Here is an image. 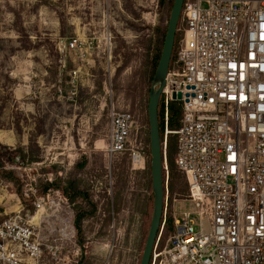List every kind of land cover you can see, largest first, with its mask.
<instances>
[{"label": "rangeland", "instance_id": "rangeland-1", "mask_svg": "<svg viewBox=\"0 0 264 264\" xmlns=\"http://www.w3.org/2000/svg\"><path fill=\"white\" fill-rule=\"evenodd\" d=\"M158 3L0 0V188L8 198L29 189L44 195L50 178L55 189L80 193L73 204L66 198L55 212L46 209L39 229L48 237L66 227L78 245L91 242L79 264L140 263L152 213L146 167L131 169L127 153L107 155V111L134 115L145 145L154 61L170 14ZM72 37L92 43L85 56L60 51ZM175 151L176 141L174 158ZM168 192L175 214L191 210L180 200L186 185L175 165ZM7 207L16 210V199Z\"/></svg>", "mask_w": 264, "mask_h": 264}, {"label": "built area", "instance_id": "built-area-1", "mask_svg": "<svg viewBox=\"0 0 264 264\" xmlns=\"http://www.w3.org/2000/svg\"><path fill=\"white\" fill-rule=\"evenodd\" d=\"M177 32L160 95L164 202L149 264H264V0H183ZM91 46L72 37L60 51L83 57ZM171 103L180 107L174 132ZM107 118V155L127 153L131 169L144 170V134L134 115L110 107ZM168 135L176 137L174 165L186 185L180 200L191 205L181 214L173 212L175 199L169 203ZM13 198L16 210L7 207ZM21 199L34 208L32 215ZM21 199L0 188V264L86 258L92 243L78 245L66 227L48 237L39 232L46 209L67 204L59 190L39 195L29 189Z\"/></svg>", "mask_w": 264, "mask_h": 264}, {"label": "water", "instance_id": "water-1", "mask_svg": "<svg viewBox=\"0 0 264 264\" xmlns=\"http://www.w3.org/2000/svg\"><path fill=\"white\" fill-rule=\"evenodd\" d=\"M183 0H173L160 57L153 76L147 101L148 151L150 189L152 193V215L139 264H149L153 246L159 231L164 202L163 154L159 130V102L171 62L175 35L179 23ZM179 100L180 95H173Z\"/></svg>", "mask_w": 264, "mask_h": 264}, {"label": "trees", "instance_id": "trees-1", "mask_svg": "<svg viewBox=\"0 0 264 264\" xmlns=\"http://www.w3.org/2000/svg\"><path fill=\"white\" fill-rule=\"evenodd\" d=\"M159 7L163 8L165 5H168L169 12L171 10L173 0H159ZM166 31V29H165ZM165 31L162 32V39L164 40L165 37ZM177 33V32H176ZM178 40L177 34L175 35V46ZM175 46H174V51H175ZM160 57V53L157 55L155 61H154V71L157 67V63ZM173 58V57H172ZM158 115H159V130H160V140H161V147L163 144V139H164V124H163V114H162V101L160 100L159 102V109H158ZM179 118H180V107L177 103H171L169 107V115H168V128L170 131H177L179 128ZM176 137L174 135H168L167 137V142H166V150H165V155H166V163L168 167V173H169V180L173 177V166H174V145H175ZM2 147H0V153H2ZM145 155L148 158V161L146 163V173L148 177V183H149V193H150V200H152V193L150 190V170H149V151H148V135L146 136L145 139ZM32 161V160H31ZM3 176L7 178L9 181L14 182L16 181L15 177L10 175L9 173H3ZM163 178H164V173H163ZM54 188L55 189V182L54 183H48L47 184V189ZM57 189L61 192V194L69 200L71 204L75 202V199L81 196V194L77 193L76 191L73 192L72 190H69L68 188H63V187H57ZM75 190V189H74ZM23 203L26 204L27 202L23 200ZM152 215V213H151ZM79 219H76V222ZM77 226V225H76ZM172 229V223L171 220L169 219L167 221V230L170 232Z\"/></svg>", "mask_w": 264, "mask_h": 264}]
</instances>
